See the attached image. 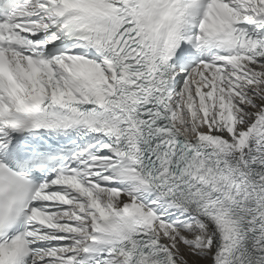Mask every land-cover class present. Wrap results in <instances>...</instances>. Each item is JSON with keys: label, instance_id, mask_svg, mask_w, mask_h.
Instances as JSON below:
<instances>
[{"label": "snow or ice", "instance_id": "1", "mask_svg": "<svg viewBox=\"0 0 264 264\" xmlns=\"http://www.w3.org/2000/svg\"><path fill=\"white\" fill-rule=\"evenodd\" d=\"M0 264H264V0H0Z\"/></svg>", "mask_w": 264, "mask_h": 264}]
</instances>
